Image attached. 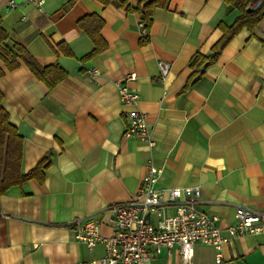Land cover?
<instances>
[{
  "label": "crops",
  "instance_id": "obj_1",
  "mask_svg": "<svg viewBox=\"0 0 264 264\" xmlns=\"http://www.w3.org/2000/svg\"><path fill=\"white\" fill-rule=\"evenodd\" d=\"M0 0L8 45L17 43L39 66L57 64L66 77L53 89L17 59L8 71L0 59L1 106L22 137L21 171L44 158L43 178L0 195V264H75L103 256L74 237L77 219L93 218L112 231L109 206L130 201L146 163L162 167L157 188L195 187L197 209L235 223L236 207L264 212V20L243 29L194 85H185L196 54L207 55L238 13L223 0H168L152 10L149 41L137 13L95 0H44L43 10ZM136 0H129L135 6ZM259 1L250 3L255 9ZM96 15L106 47L99 54L78 22ZM159 62L170 65L162 77ZM96 69L98 75L89 70ZM135 79L125 81L128 74ZM138 94L147 142L126 137L125 108L117 83ZM173 209H168L171 214ZM215 249L196 244L192 264H264V234L247 235ZM152 264H181L176 247Z\"/></svg>",
  "mask_w": 264,
  "mask_h": 264
},
{
  "label": "built area",
  "instance_id": "obj_2",
  "mask_svg": "<svg viewBox=\"0 0 264 264\" xmlns=\"http://www.w3.org/2000/svg\"><path fill=\"white\" fill-rule=\"evenodd\" d=\"M39 11L43 10L44 0H21ZM15 0H9L7 6L17 7ZM161 76L169 74L170 65L165 62L158 64ZM98 75L96 69L88 71ZM135 79L131 73L125 81ZM124 82L117 83V89L126 114V137H136L153 143L148 139L145 115L136 108L139 100L136 92L130 91ZM146 172L134 197L124 203L109 206L112 216V231L108 236L100 233L97 219H77L74 237L83 244L88 252L102 245L104 252L100 259L89 261L77 260L75 264H152L163 248L168 252L176 247L181 264H192L194 246L209 245L215 249V261L222 259L223 245L247 235L264 234V212L245 207H236L235 223L221 229L216 222V215H208L197 209L200 197L199 188L185 187L161 190L157 188L162 167L146 163ZM173 209L171 214L168 209Z\"/></svg>",
  "mask_w": 264,
  "mask_h": 264
},
{
  "label": "trees",
  "instance_id": "obj_3",
  "mask_svg": "<svg viewBox=\"0 0 264 264\" xmlns=\"http://www.w3.org/2000/svg\"><path fill=\"white\" fill-rule=\"evenodd\" d=\"M76 0H69L71 6ZM104 6L113 5L117 8H125L128 12L137 13L142 23L143 36L139 40L140 45L149 41L150 28L152 26V10L157 6H165L168 0H136L135 6L129 4V0H95ZM232 10L238 13L235 20L227 25L223 22L218 27L222 36L215 43L207 55L196 54L190 63L192 70L186 88L194 85L204 75L207 67L214 64L220 52L226 47L231 39L243 29L250 32L264 20V0H258L255 9H250L251 2L256 0H223ZM80 29L90 38L94 49L88 55L92 57L99 54L106 47L101 38L100 29L103 21L96 15H90L79 20ZM8 34L2 28L0 18V59L8 71L18 66L17 59L26 65L31 73L49 90L53 89L66 77V71L57 64L46 67L39 66L34 58L19 44L8 45ZM264 46V40H260ZM4 72L0 69V77ZM2 94L0 93V195L4 194L12 186H20L32 178L42 179V170L45 167V159L42 158L37 165L27 173L21 171L22 160V137L17 133L14 126L8 121V114L1 106Z\"/></svg>",
  "mask_w": 264,
  "mask_h": 264
}]
</instances>
